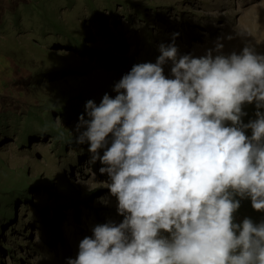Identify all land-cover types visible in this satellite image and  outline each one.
<instances>
[{
  "label": "rangeland",
  "instance_id": "1",
  "mask_svg": "<svg viewBox=\"0 0 264 264\" xmlns=\"http://www.w3.org/2000/svg\"><path fill=\"white\" fill-rule=\"evenodd\" d=\"M236 29L247 37L228 39ZM174 33L181 55H203L218 37L226 53L245 39L264 52V0H0V206L5 192L21 194L0 224V264H67L95 224L123 220L77 124L89 99L115 96ZM243 107L254 119L255 103ZM234 216L259 222L264 211L248 198Z\"/></svg>",
  "mask_w": 264,
  "mask_h": 264
},
{
  "label": "clouds",
  "instance_id": "2",
  "mask_svg": "<svg viewBox=\"0 0 264 264\" xmlns=\"http://www.w3.org/2000/svg\"><path fill=\"white\" fill-rule=\"evenodd\" d=\"M178 35L133 64L115 96L86 102L76 140L103 165L123 220L95 224L67 264H264V219L234 216L248 198L264 211V52L245 39L226 53L218 37L181 55Z\"/></svg>",
  "mask_w": 264,
  "mask_h": 264
},
{
  "label": "trees",
  "instance_id": "3",
  "mask_svg": "<svg viewBox=\"0 0 264 264\" xmlns=\"http://www.w3.org/2000/svg\"><path fill=\"white\" fill-rule=\"evenodd\" d=\"M64 141H67V140L64 139ZM5 194H9V195H8L7 202H6L5 206L3 208L0 206V215H1L0 224H1L3 218H5L7 220H10L11 218H13L12 217L13 214H11L9 210L13 207L14 211H16V205H15L14 200H12V199H16V198L21 196V194H19L16 191L5 192ZM24 198H26V197H24Z\"/></svg>",
  "mask_w": 264,
  "mask_h": 264
}]
</instances>
